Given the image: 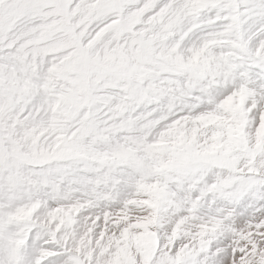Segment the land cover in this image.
Instances as JSON below:
<instances>
[{"label": "snow or ice", "instance_id": "6c2138e0", "mask_svg": "<svg viewBox=\"0 0 264 264\" xmlns=\"http://www.w3.org/2000/svg\"><path fill=\"white\" fill-rule=\"evenodd\" d=\"M0 264H264V0H0Z\"/></svg>", "mask_w": 264, "mask_h": 264}]
</instances>
